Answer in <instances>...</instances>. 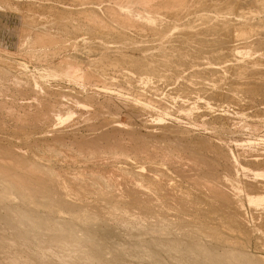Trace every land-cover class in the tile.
I'll list each match as a JSON object with an SVG mask.
<instances>
[{
  "label": "bare ground",
  "instance_id": "obj_1",
  "mask_svg": "<svg viewBox=\"0 0 264 264\" xmlns=\"http://www.w3.org/2000/svg\"><path fill=\"white\" fill-rule=\"evenodd\" d=\"M0 7L19 18L14 53L24 60L14 62L13 51L0 47V264H264V149L249 156L246 163L259 171H248L252 180L241 183V162L222 141L145 121L146 133L132 142L135 131L102 114L118 100L131 102L123 95L165 109L161 98L149 96L151 81L158 91V82L169 87L181 78L185 96L201 86L197 78L220 81L225 72L237 76L229 81L233 93L260 90L264 97V68L256 67L264 55L239 51L264 48V0H0ZM28 62L44 73L27 75ZM119 72L116 81L105 78ZM84 79L93 81L92 95L59 83ZM212 92L208 101L220 98ZM179 103L177 110L189 112ZM75 114L99 120L101 130L79 137V148L66 154L81 164L76 155L85 147L84 166L72 160L65 168L67 158L53 157L78 138V122L67 125ZM209 114L207 126L219 125L211 126L212 136L232 134L227 113ZM6 119L14 130L5 128ZM177 133L195 138L187 158L166 142ZM117 136L138 150L120 143L119 152L104 155ZM220 167L230 175L218 176ZM243 193L258 210L253 225Z\"/></svg>",
  "mask_w": 264,
  "mask_h": 264
},
{
  "label": "rangeland",
  "instance_id": "obj_2",
  "mask_svg": "<svg viewBox=\"0 0 264 264\" xmlns=\"http://www.w3.org/2000/svg\"><path fill=\"white\" fill-rule=\"evenodd\" d=\"M12 1H16V0H12ZM30 1V0H29ZM31 1H34V2H39V0L37 1V0H31ZM2 9V10H1ZM4 9H5V11H4ZM2 11V12H1ZM9 11V12H8ZM12 13H11V12ZM25 11V10H24ZM192 16V15H191ZM200 22H195L194 24H192V25H198ZM20 25H19V18H18V16H17V14L14 12V11H12V10H8V9H6V8H2V7H0V47H2V48H4V49H6V50H8L10 53L12 52L13 54H15L14 53V50H15V44H16V41H17V36H18V33H19V30H20V27H19ZM19 29V30H18ZM16 35V36H15ZM143 41H145L144 39H143ZM253 48V47H252ZM261 49V48H260ZM249 49H245V50H243V49H241V50H239L241 53L243 52V51H245V52H247V54H246V56H248V58H256V57H258V55L260 56L261 54H263L264 55V48L262 47V49L261 50H259L258 51V49L256 50V53H254L255 51H253V49H250L249 51H248ZM7 51V52H8ZM261 51V52H260ZM224 53L225 51H220V53ZM250 52V53H249ZM253 53V54H252ZM244 54V53H243ZM255 54V55H254ZM16 55V54H15ZM17 56V55H16ZM13 57L14 58V62H24V60H23V58L21 57V56H17V57ZM64 57L63 58H65V55H63ZM21 58V59H20ZM62 58V57H61ZM247 57H246V59H248ZM264 58V57H263ZM207 61V60H206ZM27 62V61H26ZM239 62H241L240 60H239ZM29 63V64H28ZM27 63V66H26V69H23V71L27 74V75H34V74H36V72L37 73H40V74H43L44 73V70H43V68H42V65H37V63H34L36 66H33V62L32 63H30V62H28ZM263 64H264V62H263ZM27 67H29V68H27ZM35 67V68H34ZM257 68L258 67H260L261 69H263L264 68V65H260V66H256ZM38 69V70H37ZM40 69V70H39ZM259 69V68H258ZM43 70V71H42ZM39 71V72H38ZM31 72V73H30ZM34 72V73H33ZM189 72V71H188ZM188 72H185V73H188ZM29 73V74H28ZM185 75V74H184ZM184 75H182V76H184ZM235 74L232 72V73H229V72H225L222 76V79L220 80V81H213V78L214 77H209L211 80H209V81H207V79H209L208 77H202L201 79L200 78H192V80L194 81L195 79L196 80H198L199 82L201 81V83H200V85L201 86H192V88L195 90H192L191 92H190V94L189 93H185L186 95L184 96V93L183 92H181L180 93V91H179V87H177V86H179L180 84H181V81H182V79L181 78H177V81L176 80H174L175 82H173V85H171V86H169V87H166L165 86V84H163L161 81L160 82H158V85H160L159 87V89L160 90H158V91H155L156 89H154L153 87H155V85H157V84H153L154 82L156 83V81H154L153 83H152V81H151V83H150V85L149 86H147V89H148V87H152V93H149V96H151L152 98H154V99H159V98H161L162 99V101L165 103V104H167V107L165 108V109H159V108H157L156 106H150V105H148L147 104V106H146V103H141L140 105L139 104H137V102H135V101H133V100H135L132 96L130 97L129 95H123V98H128V101H131L130 103H126V102H124L123 101V103H122V100H118V101H116L113 105H114V107H113V109L111 110V109H109V108H104L103 109V112H102V114H103V116L105 115L106 117L107 116H112V113H113V116L112 117H114L116 120H118L119 122H120V124L122 125V126H124V127H126L127 129H129V130H133V131H135V138L134 139H131V141L132 140H134L135 142H137L138 141V138L139 137H141V136H143L146 132H145V128H144V126H143V124H144V122L146 121V122H148V123H150V121H151V123L152 122H154V123H157L158 121H160L159 123H163L164 122V124H170V125H172V126H174V127H177L179 130H186V131H188L189 132V134H191V132L193 133V135H195L196 137H198L199 136V134L200 135H206L209 139H211L210 141L211 142H213V141H219V142H221L222 141V143L223 144H225L226 146H228V148H230V150H231V152H232V154H234V157L239 161V162H241V165L237 168V179L241 182V183H244V181L246 180V181H250L249 179H251L252 180V178H251V176H250V174H249V172L248 171H253V172H255V171H259L258 170V168L256 169V167L254 168V166H250L249 164H247L246 163V161L249 159V156L251 155V154H258V153H260V152H262L263 150L262 149H264V103L262 104V102H263V100L264 99H262V98H264L263 96H262V94H263V92L262 91H257L258 93H256L255 92V94H257V96L254 94H252L253 95V97H252V95H250V97H248V95L246 94V93H244V92H242L241 93V91L239 92V90H235V92L233 93V91H234V87H231V84H229L230 82V78L231 79H234V78H236L237 76H234ZM113 76V78H114V76H120V72L119 73H117V74H112L111 76H105V78L107 77V78H110V77H112ZM231 76V77H230ZM116 78V77H115ZM115 78L113 79L114 81H116V80H118L117 78H116V80H115ZM226 78V79H225ZM181 79V80H180ZM200 79V80H199ZM228 79V80H227ZM87 79H84L83 81H81V83H79V82H77V84H75V83H72V82H70V81H67V80H64V81H60L59 83H61L63 86L65 85V86H70V88H72V90H70L71 92L73 91V93L74 92H76V91H79V92H82L83 90V94L82 95H84V96H89V95H92L93 94V89H94V83H93V81L90 79V80H88V82H86L85 83V81H86ZM205 80V81H204ZM92 81V82H91ZM227 81V82H226ZM82 82L83 83H85V84H82ZM179 84H178V83ZM218 82V83H217ZM260 82V81H259ZM258 82V83H259ZM176 85H175V84ZM261 83H262V81H261ZM260 83V84H261ZM263 83H264V81H263ZM262 83V84H263ZM70 84V85H69ZM82 86H81V85ZM89 84V85H88ZM162 84V85H161ZM202 84H204V85H202ZM222 84V85H221ZM227 84V85H226ZM229 84V85H228ZM72 85V86H71ZM175 85V86H174ZM206 85V86H205ZM87 86V87H86ZM93 86V87H92ZM165 86V87H164ZM83 87V88H82ZM90 87H92V89L91 90H89L90 89ZM164 87V88H163ZM213 87V88H212ZM264 86H262V88H263ZM75 88H77V89H75ZM162 88H163V90H162ZM176 88V90H175V93H174V91H173V89H175ZM202 88V89H201ZM231 88V89H230ZM170 89V90H169ZM199 89V91H200V89H201V91L199 92V91H197ZM205 90V93L203 92L204 90ZM232 89H233V91H232ZM89 91V92H88ZM91 91H93L92 93H90ZM167 91V92H166ZM172 91V92H171ZM177 91V92H176ZM212 93H218L219 94V97L220 98H217V100H215V98H212L211 99V101L209 100L208 101V99H206V97L208 96L207 94H211V92ZM85 92V93H84ZM162 92V93H161ZM179 92V93H178ZM199 92V93H198ZM231 94H230V93ZM155 93V94H154ZM156 93H158V94H156ZM174 93V94H173ZM177 93V94H176ZM197 93V94H196ZM226 93V94H225ZM259 93H261L259 96H258V94ZM86 94V95H85ZM89 94V95H88ZM148 94V93H147ZM152 94V95H151ZM171 94H173V95H171ZM187 94H189V96L187 95ZM199 94H201V96L199 95ZM243 94V95H242ZM245 94V95H244ZM158 95V96H157ZM160 95V96H159ZM178 97H177V96ZM196 95V96H195ZM225 95L227 96V95H233L235 98L234 99H236V100H234V104L231 102H229V103H227L228 101L226 100V99H223L224 97H225ZM246 96V97H245ZM255 96V97H254ZM261 96V97H260ZM155 97H158V98H155ZM183 97V98H182ZM202 97H203V99H202ZM170 98V99H169ZM172 98V99H171ZM251 100H250V99ZM254 98V99H253ZM256 98V99H255ZM10 98H8V100H9ZM99 99L101 100L102 99V97H100L99 96ZM160 99V100H161ZM103 100V99H102ZM101 100V101H102ZM114 100H115V98H114ZM173 102H172V101ZM248 100V101H247ZM261 100V101H260ZM133 101V102H132ZM168 101V102H167ZM189 101V102H188ZM195 101H197L198 102V104L196 103L195 104ZM221 101V102H220ZM181 103V102H184V104H186V105H189V108H191L190 110H189V112H185V111H181L180 109H178L177 110V108L178 107H176V106H178V103ZM186 102V103H185ZM208 102V103H207ZM118 103V104H117ZM125 105V107L123 106L122 107V105ZM179 103V104H180ZM194 103V104H193ZM201 103H202V105H201ZM222 103V104H221ZM130 104V105H129ZM137 104V105H136ZM240 104V105H239ZM121 105V106H120ZM176 105V106H175ZM192 105V106H191ZM115 106H116V108H115ZM129 106V107H128ZM141 106H143V108L141 107ZM205 106H206V108H205ZM88 107H89V105H88ZM169 107V108H168ZM174 109H173V108ZM208 107V108H207ZM176 108V109H175ZM231 108V109H230ZM169 109V110H168ZM110 110V111H109ZM114 110V111H113ZM116 110V111H115ZM142 110V111H141ZM112 111V112H111ZM148 111V112H147ZM177 111V112H176ZM207 111V112H206ZM144 112V113H143ZM204 112H206V113H204ZM221 113V112H224V113H227L230 117H231V119H232V122H231V124H229L227 127H228V129H231V131H232V134H229L228 133V135L227 134H223V133H220V134H215V136H212V135H214V134H211L212 132L210 131L211 130V128L212 127H216L218 124H210L211 126H207V125H209V123H211L210 121H212L211 119V116H208V115H210L209 113H212V114H215V113ZM237 112H239V114L237 113ZM108 113H110V115L108 114ZM147 113V114H146ZM208 113V114H207ZM150 115V116H149ZM201 115H203V117L201 116ZM73 116V115H72ZM140 116V117H139ZM198 116V117H197ZM200 116V117H199ZM241 116V117H240ZM251 116V117H250ZM1 117H3V118H1L2 120H5L4 119V116H1ZM88 115H83V118H79V120L77 119L78 118V116H77V114H75L73 117H70V119H68L67 120V125H72L73 124V122L75 121H77L78 122V124L77 125H75L74 127H76V129H75V131L77 132L76 133V137H78V138H76L75 139V141L74 140H68V142L67 141H65V143H64V146H65V149H64V147H62L61 149L63 150L62 152H60L61 153V155H55V157L57 156V157H59L60 158V156H61V158H62V160H61V158H60V160H61V162L62 161H64L66 158H67V152H69L68 150L70 149V151H73V152H75L77 149L75 148V147H77V148H79L76 144H78V142H81V140H83V139H87L92 133H96V134H99V132H100V130H101V127H99V120H97V119H93L94 117H91L92 119H90V117H88ZM236 117V118H235ZM63 118H67V116H64ZM75 118V119H74ZM90 119V120H88L87 122H84V123H88L87 125L86 124H84V123H82L84 120L83 119ZM201 118V119H200ZM251 118V119H250ZM205 119H206V121H205ZM8 119H6V121L4 122V123H6L5 124V128L8 130V131H10L11 129H9L10 127L11 128H13L12 130H14V124L13 123H8V121H7ZM73 120V121H72ZM239 120V121H238ZM249 120V121H248ZM261 120H262V122H261ZM90 121V122H89ZM98 121V122H97ZM139 121V122H138ZM162 121V122H161ZM204 121H205V123H204ZM208 121H209V123H208ZM251 121V122H250ZM145 122V123H146ZM195 122V123H194ZM203 122V123H202ZM207 122V123H206ZM255 122V123H254ZM232 123H233V126H231L232 125ZM261 123V124H260ZM91 126H93V124H95L94 125V127L95 128H92V127H90V125ZM142 124V125H141ZM245 124V125H244ZM7 125H9V126H7ZM12 125V126H11ZM70 125V126H71ZM203 125H205V126H203ZM243 125V126H242ZM252 126L251 128L249 127V126ZM79 126V127H78ZM85 126L87 127V130L85 129ZM244 126H246V127H244ZM9 127V128H8ZM91 128V129H89V128ZM131 129H130V128ZM143 127V128H142ZM205 127V128H204ZM208 127L210 128L209 130H208ZM219 127V125L217 126V128ZM231 127H233V128H231ZM242 127V128H241ZM245 129H244V128ZM78 128V129H77ZM81 129V130H80ZM94 129V130H93ZM219 129V128H218ZM11 130V131H12ZM78 130V131H77ZM80 130V131H79ZM90 130V131H89ZM139 130V131H138ZM88 131V132H87ZM92 131V132H91ZM99 131V132H98ZM235 131V132H234ZM259 131V132H258ZM81 132V133H80ZM85 132V133H84ZM137 132V133H136ZM179 132V131H178ZM210 134H209V133ZM89 133V134H88ZM94 133V134H95ZM234 133V134H233ZM138 134V135H137ZM181 134V133H180ZM180 134H174V136H176V137H174L173 136V134L171 135L172 137H174V138H169V141L167 140L166 142H168L169 144H172V146L174 147V148H182L181 149V152H180V154L178 153L177 155H181L182 153H184L183 155H186V158L189 156V151L187 152V150L188 149H190L191 148V144L189 143V141H191V140H194L195 138L193 137V138H191L190 137V135L189 134H186L185 133V135L184 136H186L187 137V140H184V139H182L181 137H180ZM86 135V136H85ZM88 135V136H87ZM198 135V136H197ZM82 136V137H81ZM181 136H182V134H181ZM79 137H80V139H79ZM87 137V138H86ZM125 137H126V139H125ZM178 137V138H177ZM180 137V138H179ZM222 137V138H221ZM124 138V139H123ZM119 139V140H118ZM123 139V142H121L120 140H122ZM174 139V140H173ZM78 140H80V141H78ZM115 140L117 141V142H114V141H112V140H110V142L112 143V145H111V143H108V145H110L111 146V148H110V146H108L107 148L108 149H105L104 147H103V149H105V150H103V149H101V151H103L102 153H104V155H109L110 153H115V152H119V150H118V148H119V146H120V143H122V144H124L125 143V145H126V147H127V149H128V147H129V149H130V151H136V149L137 148H135V143H132V142H134V141H130L129 143H128V145H127V142L129 141L128 140V138H127V136H123V137H118L117 136V138H115ZM127 142H126V141ZM180 140V141H179ZM70 141V142H69ZM119 141V142H118ZM152 141V140H151ZM185 141V142H184ZM114 142V143H113ZM177 142V143H176ZM179 142V143H178ZM72 143V144H71ZM76 143V144H75ZM116 143H118V144H116ZM132 145H131V144ZM187 143V144H186ZM74 144L76 145V146H74ZM105 144H107L106 142H105ZM135 146H134V145ZM137 144V143H136ZM177 144H179V145H177ZM181 144V145H180ZM190 144V145H189ZM68 145V146H67ZM113 145H115V146H113ZM116 145H118V148H117V146ZM67 146V147H66ZM70 146V147H69ZM74 147V149H73V147ZM177 146H179V147H177ZM182 146V147H181ZM190 148H189V147ZM256 146V147H255ZM114 147V148H113ZM116 147V148H115ZM132 147H133V149H132ZM263 147V148H262ZM109 148H110V150H109ZM67 149V150H66ZM113 149H114V151H113ZM258 149V150H257ZM260 149V150H259ZM37 150H40V149H37ZM36 150V151H37ZM107 150V151H106ZM109 150V151H108ZM138 150V149H137ZM184 152H183V151ZM191 150V149H190ZM237 150V151H236ZM26 151V150H25ZM86 151H87V153H88V150L84 147V149L83 150H81V153L80 152H78L79 154L78 155H76V159L77 158H79V159H81V157L80 156H82V159H81V164H80V161L78 162V161H75V158L73 159H71L70 157L69 158H67V161L65 160V162L63 163H61V162H59V163H61V165L62 164H64L63 166H65L66 164H68L69 162H71V164H72V162L73 161H75L77 164H76V166H84V158L85 157H87L88 158V155L89 154H87L86 153ZM105 151H106V153H105ZM111 151V152H110ZM240 151V152H239ZM66 152V153H65ZM82 152H84V154L82 153ZM109 152V153H108ZM187 152V153H186ZM64 153V154H63ZM87 154V156H86V154ZM101 153V154H102ZM175 153V152H174ZM263 153V152H262ZM62 154H63V156H62ZM81 154V155H80ZM242 154V155H241ZM247 154H248V156H247ZM85 157H84V156ZM182 155V156H183ZM241 155V156H240ZM244 155V156H243ZM64 156H66V157H64ZM101 156H103V154L101 155ZM55 157H53V160H59V158H57L56 157V159H55ZM84 157V158H83ZM90 157V156H89ZM184 157V156H183ZM241 157V158H240ZM65 158V159H64ZM103 158V159H102ZM71 159V160H70ZM79 159H77V160H79ZM103 160L104 162H107V160L104 158V157H101V158H99V160ZM105 159V160H104ZM241 159V160H240ZM59 160V161H60ZM70 160V161H69ZM73 160V161H72ZM101 160V161H102ZM84 161V162H83ZM245 161V162H244ZM67 162V163H66ZM244 162V163H243ZM66 163V164H65ZM246 163V164H245ZM71 164H68V165H66V166H68V167H65V168H69L70 166H71ZM254 168V169H253ZM89 170H87V172H88ZM216 172H217V175L219 174L220 176H223V175H226V174H229L227 171H225L224 170V168L223 167H220V168H217L216 169ZM94 174V173H93ZM218 175V176H219ZM230 175V174H229ZM248 176V177H247ZM227 181H228V183L233 187V188H241V186H237V182L235 181V180H233V179H230V178H227ZM245 181V182H246ZM123 188V187H122ZM240 201H241V203L243 204V211H244V213H245V218L247 219L246 221H247V223L249 224V225H253V223L255 222V219H254V217H256L255 215H256V212H258V210H256L254 207H250L249 205H248V203H246V200H245V196H244V193H243V197H242V199H240ZM255 210V211H254ZM251 213V214H250ZM253 213V214H252ZM250 214V215H249ZM254 215V216H253ZM254 252V251H253Z\"/></svg>",
  "mask_w": 264,
  "mask_h": 264
}]
</instances>
